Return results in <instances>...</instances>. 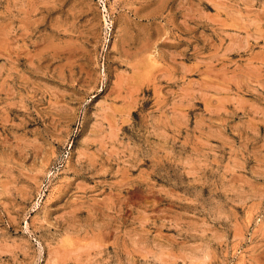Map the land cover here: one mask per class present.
<instances>
[{
  "label": "rangeland",
  "instance_id": "1",
  "mask_svg": "<svg viewBox=\"0 0 264 264\" xmlns=\"http://www.w3.org/2000/svg\"><path fill=\"white\" fill-rule=\"evenodd\" d=\"M0 264H264V0H0Z\"/></svg>",
  "mask_w": 264,
  "mask_h": 264
}]
</instances>
